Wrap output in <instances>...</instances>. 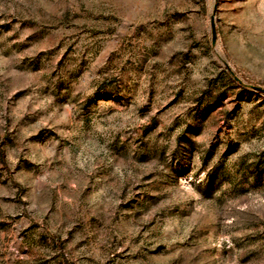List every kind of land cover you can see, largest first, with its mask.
<instances>
[{
  "label": "rangeland",
  "instance_id": "obj_1",
  "mask_svg": "<svg viewBox=\"0 0 264 264\" xmlns=\"http://www.w3.org/2000/svg\"><path fill=\"white\" fill-rule=\"evenodd\" d=\"M0 264H264V0H0Z\"/></svg>",
  "mask_w": 264,
  "mask_h": 264
},
{
  "label": "water",
  "instance_id": "obj_2",
  "mask_svg": "<svg viewBox=\"0 0 264 264\" xmlns=\"http://www.w3.org/2000/svg\"><path fill=\"white\" fill-rule=\"evenodd\" d=\"M212 29H213V38L215 40V37H216V29H215V24H214L213 20H212ZM257 90H259V89H257Z\"/></svg>",
  "mask_w": 264,
  "mask_h": 264
}]
</instances>
